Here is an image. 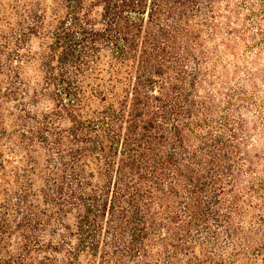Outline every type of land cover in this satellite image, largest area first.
I'll return each instance as SVG.
<instances>
[{
    "label": "trees",
    "instance_id": "1",
    "mask_svg": "<svg viewBox=\"0 0 264 264\" xmlns=\"http://www.w3.org/2000/svg\"><path fill=\"white\" fill-rule=\"evenodd\" d=\"M0 264H264V0H0Z\"/></svg>",
    "mask_w": 264,
    "mask_h": 264
}]
</instances>
